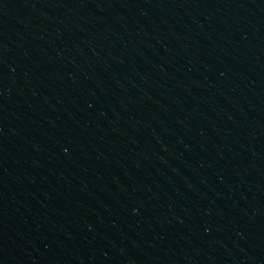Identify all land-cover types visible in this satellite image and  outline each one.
<instances>
[{"label": "water", "instance_id": "95a60500", "mask_svg": "<svg viewBox=\"0 0 264 264\" xmlns=\"http://www.w3.org/2000/svg\"><path fill=\"white\" fill-rule=\"evenodd\" d=\"M0 264H264V0H0Z\"/></svg>", "mask_w": 264, "mask_h": 264}]
</instances>
